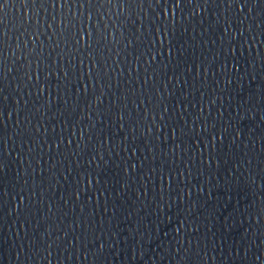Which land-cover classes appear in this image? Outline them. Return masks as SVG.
Segmentation results:
<instances>
[{
  "label": "water",
  "instance_id": "obj_1",
  "mask_svg": "<svg viewBox=\"0 0 264 264\" xmlns=\"http://www.w3.org/2000/svg\"><path fill=\"white\" fill-rule=\"evenodd\" d=\"M0 20V264H264V3Z\"/></svg>",
  "mask_w": 264,
  "mask_h": 264
},
{
  "label": "snow or ice",
  "instance_id": "obj_2",
  "mask_svg": "<svg viewBox=\"0 0 264 264\" xmlns=\"http://www.w3.org/2000/svg\"><path fill=\"white\" fill-rule=\"evenodd\" d=\"M10 2V0H0V12L3 11V9L7 6V4ZM31 3L32 5H36L38 2L39 3H47L48 0H25V3ZM53 6L55 7L56 3L59 2L61 7H64L65 5L70 6L71 3L73 2V0H51ZM89 3L92 2V0H88ZM107 2L109 4L112 3V0H107ZM156 3H159L160 0H155ZM164 2L166 3L167 0H164ZM182 2V0H175V6L179 7L180 3ZM260 3H264V0H260ZM81 7H83V3L80 4ZM30 19V18H29ZM2 20H0V24H2ZM51 26V25H49ZM2 44H3V33L0 32V74H2L4 68L6 67L5 61L3 59V51H2ZM27 48L28 45L25 44L23 46V48L20 49L21 51V55H24L25 52H27ZM25 59H27L28 57L25 56ZM49 248H51V245H49ZM101 248H103V245H101ZM23 251V249L21 250ZM49 255H51V253L49 252Z\"/></svg>",
  "mask_w": 264,
  "mask_h": 264
}]
</instances>
